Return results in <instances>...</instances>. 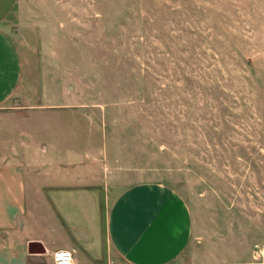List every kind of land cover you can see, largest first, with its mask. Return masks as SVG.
I'll return each instance as SVG.
<instances>
[{
	"label": "rangeland",
	"instance_id": "1",
	"mask_svg": "<svg viewBox=\"0 0 264 264\" xmlns=\"http://www.w3.org/2000/svg\"><path fill=\"white\" fill-rule=\"evenodd\" d=\"M19 3L5 28L24 64L11 102L46 82L79 98L120 190L159 183L188 208L193 264H264V0Z\"/></svg>",
	"mask_w": 264,
	"mask_h": 264
},
{
	"label": "crops",
	"instance_id": "2",
	"mask_svg": "<svg viewBox=\"0 0 264 264\" xmlns=\"http://www.w3.org/2000/svg\"><path fill=\"white\" fill-rule=\"evenodd\" d=\"M18 4L0 0V264H50L55 250L100 264L102 243L119 264H193L188 208L159 183L120 190L95 112L56 100L49 82L11 102L24 64L5 28Z\"/></svg>",
	"mask_w": 264,
	"mask_h": 264
},
{
	"label": "clouds",
	"instance_id": "3",
	"mask_svg": "<svg viewBox=\"0 0 264 264\" xmlns=\"http://www.w3.org/2000/svg\"><path fill=\"white\" fill-rule=\"evenodd\" d=\"M57 264H76V261L72 260V253L67 250H61L55 257Z\"/></svg>",
	"mask_w": 264,
	"mask_h": 264
},
{
	"label": "water",
	"instance_id": "4",
	"mask_svg": "<svg viewBox=\"0 0 264 264\" xmlns=\"http://www.w3.org/2000/svg\"><path fill=\"white\" fill-rule=\"evenodd\" d=\"M38 246L36 243H30L27 247V252L30 255H36V254H42L43 253V249L41 251H36L35 249H33V247Z\"/></svg>",
	"mask_w": 264,
	"mask_h": 264
},
{
	"label": "built area",
	"instance_id": "5",
	"mask_svg": "<svg viewBox=\"0 0 264 264\" xmlns=\"http://www.w3.org/2000/svg\"><path fill=\"white\" fill-rule=\"evenodd\" d=\"M59 251H61V250H55V252L51 253L50 264H57L55 257Z\"/></svg>",
	"mask_w": 264,
	"mask_h": 264
}]
</instances>
